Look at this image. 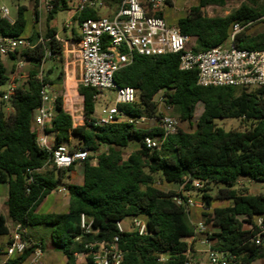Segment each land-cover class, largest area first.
<instances>
[{"label":"trees","instance_id":"obj_1","mask_svg":"<svg viewBox=\"0 0 264 264\" xmlns=\"http://www.w3.org/2000/svg\"><path fill=\"white\" fill-rule=\"evenodd\" d=\"M229 1L195 0L185 15L177 19L175 25L192 38L191 47L195 52L224 43L236 23L247 25L235 36L236 47L264 50V31L249 32L253 25L264 22V3L242 0L241 5L226 16L207 15V7L225 6ZM173 5L172 1L168 3V6ZM38 7L39 0H35L37 20ZM164 8L149 9V14L166 20ZM66 9V0H55L47 20ZM27 11L28 7L19 5L13 22L0 14V35L24 37ZM100 17V8L86 6L77 11L73 16L72 39L78 41L81 38L84 21ZM65 29L68 28L65 26ZM56 34L57 30L49 26L44 37L33 31L25 38L34 47L16 53L29 58L36 67L46 59L47 53H50L49 58L61 60L64 42ZM179 64L180 54L177 53L135 54L132 62L114 76L119 87L130 86L138 90V101L118 105L129 115L160 117L159 96L181 121L192 125L196 106L203 103L204 111L195 129L187 131L179 127L159 150L147 149L143 141L146 136L162 135L161 127L142 128L128 122L94 125L92 115L99 91L79 86L78 91L84 97L85 122L77 126L64 108L63 97L57 96L54 118L46 126V132L53 135V147L66 144L71 150L88 152V157L80 162L83 183L67 187L70 200L65 213L38 212L40 203L59 188L66 175L70 177L68 173L78 163L66 169L58 168L53 164L51 152L38 145L34 120L36 110L42 105L41 90L45 83L55 82L49 76L40 77L36 71H31L8 100L12 111L7 114L0 108V184L8 187V215L0 210V236L10 234L9 220L25 229L48 225L52 228V243L66 255V264H95L93 253L85 245L111 241L119 235V245L124 251L123 264H184L190 248L186 239L195 235L191 211L173 200L177 190H165L160 185L165 182L179 185L186 179H200L206 184L196 197L205 202L207 209H211L215 199L229 201L226 207L214 208L211 213L202 210L201 213L208 226L213 224L217 228L212 235L214 247L237 254L239 264H253L264 259V246L250 240L255 231L247 228L259 217L264 222V194H250L246 189L237 188L243 176L264 182V86L203 87L198 84L197 70L184 71ZM7 72L2 64L0 85L9 80ZM61 76L62 73L58 79ZM219 118L241 119L247 128L227 131L215 122ZM133 142H138L139 148L125 158L123 150ZM103 147L106 149L102 150ZM49 165L53 167L45 170ZM211 184L218 188L216 195L208 192ZM221 184L224 187H220ZM190 188L187 183L186 189ZM83 214L92 223L95 233L83 231ZM137 216L146 217V235L119 233V221ZM27 237L26 234V242ZM38 247L44 250V243L27 245L24 252L15 254L7 264L26 263ZM79 253H82L81 259ZM162 257L165 259L161 260Z\"/></svg>","mask_w":264,"mask_h":264},{"label":"built area","instance_id":"obj_2","mask_svg":"<svg viewBox=\"0 0 264 264\" xmlns=\"http://www.w3.org/2000/svg\"><path fill=\"white\" fill-rule=\"evenodd\" d=\"M54 1L39 0L40 10L50 12L53 10ZM170 1L174 2L175 0H121L119 9L112 14L98 19L90 18L83 22L81 38L76 42L82 68L79 86L95 89L99 93L110 89L117 92L116 104L105 110L104 114L99 116V121L94 119V125L101 126L121 122L138 125L147 120L146 116L129 115L118 107L119 104H132L139 99L136 88L119 87L114 78L118 70L132 62L135 54L142 56L180 54V69L184 71L197 70L198 84L203 87L240 86L256 88L264 86V50L241 49L234 44L235 36L247 25L236 23L232 33L224 43L195 52L190 46L192 38L184 35L177 25H168L164 18L149 14V9L152 11L160 10L167 7ZM261 2L264 3V0ZM103 5V0H78L77 11H81L86 6L100 8ZM9 13V8L0 3V14L10 20ZM70 25L69 22L65 26L68 28ZM40 40L42 41V39ZM33 47L34 44L28 38L0 35V66L10 54H14L20 49ZM48 57H50V53L46 54V58ZM22 67L23 63L19 62L17 68ZM15 90V84L10 83L9 92L2 96L3 99L8 101L15 94ZM41 95L42 105L36 110L34 120L38 145L51 152L53 164L58 168L66 169L75 163L84 161L88 157V152L85 150H71L66 144L50 146L46 126L54 118V101L57 94L52 89L51 84L45 83ZM98 96L99 94L95 98L97 99ZM78 97L79 102L75 101V106L66 111L73 119L75 118L74 113L80 112L79 124H84V97ZM159 101L165 104L162 98H159ZM76 102L80 104L77 108ZM165 106L171 109L170 106ZM77 125L75 124V126ZM161 129L162 135L144 138L143 142L147 149L159 150L163 142L177 132L178 120L170 115L162 116ZM187 183H190V189H186ZM205 184V180L194 179L190 181L186 179L179 184L173 200L188 212L193 209L204 211L207 209L205 202L197 198L193 191L202 190ZM56 191L66 193L67 189L59 187ZM262 193L264 194V188ZM81 226L86 234L95 233L92 223L87 220L84 214L81 216ZM117 228L119 233L135 232L140 236L148 233L147 221L138 216L131 218L129 229L123 227L122 221L117 223ZM247 228L255 231L250 240L256 245L264 246L263 218H257L255 224H248ZM215 232L203 220L195 225V235L186 239L190 248L186 252L187 259L184 264L240 263L237 254L214 247L212 235ZM26 234L27 230L21 224H14L10 241L4 250L6 259L1 264H7V261L15 254L24 252L27 247V242L24 239ZM195 244L204 245L205 251L199 247L195 248ZM85 247L93 253L95 264H123L124 262V251L119 245V235L111 241L87 243ZM203 253H206L207 261L197 257V254L203 255ZM42 254L43 250L38 247L30 260L31 264L36 263ZM77 255L81 259L82 253ZM164 259V257L161 258V260Z\"/></svg>","mask_w":264,"mask_h":264},{"label":"rangeland","instance_id":"obj_3","mask_svg":"<svg viewBox=\"0 0 264 264\" xmlns=\"http://www.w3.org/2000/svg\"><path fill=\"white\" fill-rule=\"evenodd\" d=\"M1 4L6 5L9 8V19L10 20H15L17 17V9L19 5L26 6L28 7V11L26 13V17L28 20L26 29L24 31L23 36L24 37H29V35L33 31H38L42 37L45 36V33L47 31V16H48V11L42 9V16L43 18H39L37 20L35 16V0H0ZM31 3L33 4L32 7ZM242 3V0H231L229 1L225 6H209L206 8V13L210 17H215V16H226L228 15L231 11H233L235 8L239 7ZM105 5H109V3H104ZM195 4V0H175L173 6H167L164 8L165 12V17H166V22L168 25H175L177 22V19L184 16L186 13V10L188 7L191 5ZM70 7H72V3L69 4ZM78 7V6H77ZM110 10L106 6L100 7V13L102 16H107L110 14ZM70 22V27L68 29H65L66 23ZM56 30L59 33V38H61L65 42L71 37V29L74 25L73 22V17L70 18V10H60L56 15H55V20L53 21ZM264 31V22L256 23L255 25L252 26V28L249 30L250 33H259ZM193 41L191 40L190 46L192 45ZM22 50V49H20ZM23 56L21 54H18V58H22ZM10 66L9 62L7 63V68ZM27 68V67H26ZM60 66L56 69V76L60 73ZM17 70L14 69V71H9V77H10V83L17 84L18 86L23 85L24 81L23 79H20L19 73L21 69ZM16 80V82H15ZM10 83L9 81H6L4 84L0 85V93L3 95L9 92L10 88ZM16 86V85H15ZM17 87V86H16ZM79 85L75 86H69L67 87V90L62 91L63 89H59V85H56V93L61 94L63 97V102L64 106L67 110H71L70 108L74 105V102L77 101L79 102V97L82 96L79 91H78ZM53 90L55 88L52 87ZM160 97L158 96V99ZM117 100V92L116 90H104L99 93L98 98L96 99V104H95V112L93 113V118L96 121H99V116L104 114L105 110L109 109L110 107L114 106L116 104ZM76 102V108L80 106ZM0 108H3L7 114H9L12 111V108L9 104L8 101L4 100L2 96H0ZM204 111V105L203 103H198L196 106L195 110V115L193 118V124H189L188 122L181 121V119L178 117L176 112L171 108L168 109L165 104L160 103L159 105V113L160 117L156 118H147L145 122H142L138 124L139 127L142 128H153V127H161V117L165 115H170L175 117L178 120V128H183L184 130L187 131H193L196 127V122L198 121L199 117L202 115ZM81 115L80 112H75L74 116L75 118L77 116ZM218 126L225 128L227 131L230 130H245L247 128L246 122H243L241 119L238 118H224V119H216L215 121ZM50 138V146H53V135L48 134ZM139 148V143L138 142H133L131 145L123 150V155L126 158L128 155H130L132 152L136 151ZM106 148L103 147L102 150H105ZM53 167V165H49L45 168V170H49ZM69 174V173H68ZM83 183V167L81 163H78L77 165L74 166L73 171H72V176L69 177L66 175L62 181L60 182V188L65 187L67 189L68 185L70 184H82ZM224 187L222 184L220 187ZM161 188L168 190V189H174L178 190L179 185L175 183H164L160 185ZM209 190L208 192L211 195H216L218 192V188L211 184L208 186ZM238 189H246L248 193L250 194H258L263 191L264 188V182H259V181H251L248 177L243 176L241 179V182L237 186ZM8 193V187L7 185L0 184V208L2 212L7 213V207H6V197ZM194 195L200 194V191L194 190L193 191ZM68 190L66 193L54 191L51 193L48 197H46L39 205L38 207V212L39 213H65L69 209V195H68ZM199 197V196H198ZM229 205L228 200H219L215 199L212 201L211 204V209H206L204 211H207L211 213L214 208L218 207H226ZM198 211V213H197ZM202 210L200 209H193L190 212V218L191 222L196 225L199 221L203 220L201 216ZM143 219L146 220V217H142ZM130 221L131 218L128 217L122 221V225L125 229H129L130 227ZM10 227L12 229V225L10 223ZM210 228L214 229L217 231V228L213 225H209ZM51 226L48 225H42V226H36L32 227L29 226L27 227V245L29 246L33 242H38L44 243L45 250H43L42 256L39 258V260L34 263V264H66L67 257L63 253L61 249L56 247L51 240ZM13 230V229H12ZM9 236L4 235L0 236V247L5 246L8 243ZM195 248H200L202 251H205L206 247L204 245H194ZM6 249V248H5ZM33 257V256H32ZM197 257L199 259H204L207 261V255L206 253L197 254ZM6 256L5 254H0V262L5 261ZM31 260V259H30ZM27 261L24 264H31V261ZM253 264H264V259H260L255 261Z\"/></svg>","mask_w":264,"mask_h":264},{"label":"crops","instance_id":"obj_4","mask_svg":"<svg viewBox=\"0 0 264 264\" xmlns=\"http://www.w3.org/2000/svg\"><path fill=\"white\" fill-rule=\"evenodd\" d=\"M66 2L68 4L67 10H70V18H72L75 15V13L77 12L78 0H66ZM106 2L109 3V5H105L104 3H106ZM70 3H72V7L69 6ZM120 3H121V0H103V4H104L103 6H106L110 10L109 11L110 14H112L113 12H115L119 9ZM32 6H33V4L31 3L30 7H32ZM41 11L42 10H40V8L38 7V12H39L38 19L43 18V16L41 15L42 14ZM54 20H55V17L53 19H51L50 21L47 20V27L49 26L50 28L56 29V27L53 23ZM12 21H14V20H12ZM70 33H71V37L65 42L64 53H63L61 60L58 58L53 59V58L48 57V58L44 59V61L42 63L39 64V67H36L29 58H26V57L18 58V53H14L13 55L15 57H11V55H9L3 61V65L6 67L8 72L14 71L13 66H14V69L17 70V72H19L18 68H17V64L19 62H22L23 67L20 68L21 71L19 73V77H20V79H23L24 82L28 79L31 71H36L40 77L41 76H49V78L51 80H53V82H55L54 84H51V86L53 88H55V90H54L55 93H56V85L57 84L59 85V89L60 88L63 89L62 91L67 90V87H69V86H75V85L78 86L79 85V79H80L81 73H82V68H81V64L79 62V58H78V49L76 46L77 41L72 39V32H70ZM56 36H57V38H59L58 31H57ZM59 39L62 40L61 38H59ZM8 62L10 64V66H8V68H7ZM59 66L61 68L60 73H62V76L60 79H58L60 73L58 74V76H56V69ZM8 76H9V74H8ZM10 80L11 79L9 77V80H8L9 83H10ZM15 82H16V80H15ZM15 85L18 87V85L16 83H15ZM56 94H57V96L61 95L59 93H56ZM64 108H65V106H64ZM65 110H67V109L65 108ZM80 117L81 116L79 115L76 117L77 120L75 118L73 119L74 125L75 124L82 125V124H79L80 123ZM76 121H77V123H76ZM49 144H50V138H49ZM51 147H53V146H51ZM69 174L71 177L72 172ZM7 198H8V194H7L5 203L7 201ZM6 207H7V205H6ZM0 210H1V208H0ZM6 211H7V213H4V212H2V213L4 215H8V208ZM197 213H198V211H197ZM10 223L12 226H14V223L9 220L8 225L10 228V234L8 235L9 236L8 243L10 241V236H11V232L13 229V227L11 229ZM35 243H38V242H35ZM6 246L7 245H5V246L3 245L0 247V254H4V250H5ZM44 250H45V247H44ZM2 262H4V261H2ZM2 262H0V264Z\"/></svg>","mask_w":264,"mask_h":264}]
</instances>
